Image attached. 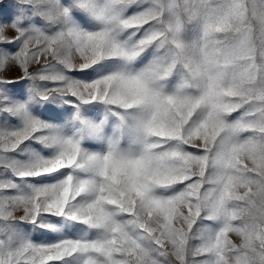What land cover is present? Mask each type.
<instances>
[{
    "label": "snow or ice",
    "instance_id": "obj_1",
    "mask_svg": "<svg viewBox=\"0 0 264 264\" xmlns=\"http://www.w3.org/2000/svg\"><path fill=\"white\" fill-rule=\"evenodd\" d=\"M0 264H264V0H0Z\"/></svg>",
    "mask_w": 264,
    "mask_h": 264
}]
</instances>
